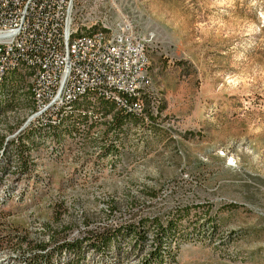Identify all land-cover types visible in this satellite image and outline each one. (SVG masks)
Here are the masks:
<instances>
[{
  "label": "rangeland",
  "instance_id": "1",
  "mask_svg": "<svg viewBox=\"0 0 264 264\" xmlns=\"http://www.w3.org/2000/svg\"><path fill=\"white\" fill-rule=\"evenodd\" d=\"M75 18L147 39L152 117L146 103L113 129L98 112L89 137L33 149L24 174L14 146L35 129L33 100L15 75L22 97L0 118V264L179 210L174 264H264V0H76Z\"/></svg>",
  "mask_w": 264,
  "mask_h": 264
},
{
  "label": "built area",
  "instance_id": "2",
  "mask_svg": "<svg viewBox=\"0 0 264 264\" xmlns=\"http://www.w3.org/2000/svg\"><path fill=\"white\" fill-rule=\"evenodd\" d=\"M75 5L76 0H0V79L4 65L18 61L37 64L34 76L43 104L27 125L54 118L62 99L86 94L97 83L151 87L148 41L127 24L105 32V48H97V39L78 43V54L65 56L66 38L76 30ZM107 97L138 114L145 107L144 95L141 101L112 94Z\"/></svg>",
  "mask_w": 264,
  "mask_h": 264
},
{
  "label": "trees",
  "instance_id": "3",
  "mask_svg": "<svg viewBox=\"0 0 264 264\" xmlns=\"http://www.w3.org/2000/svg\"><path fill=\"white\" fill-rule=\"evenodd\" d=\"M17 74L18 72L9 73L5 82L0 85V117L16 109L20 101L19 97H22V89L19 88L15 76ZM20 87L22 86L20 85ZM89 100L86 97L74 103L73 111L59 128L45 134H41L38 130H32L22 136L14 146L17 157L14 161L24 174L30 172V154L33 149L39 146L47 147V142L51 140L55 145L53 146L55 151L58 146L62 145L67 135L72 138L90 136V130L95 125L89 126V131L82 129V125H88L89 119L92 117L88 114L89 106L92 105ZM144 100L145 105L147 103L148 106L147 114L152 117L149 110L151 101L147 92L144 95ZM29 102L31 106L33 102L31 100ZM99 105L98 108L97 103L95 104L94 112L96 114L102 112L105 118L111 116L110 120L103 121V123L107 122L111 128L115 125L118 126V122L119 125H122L126 119L145 117L137 112L119 107L113 101L102 100ZM116 126L113 129H116ZM183 212V210H179L177 214L173 213L166 224L156 218H150L120 229L91 233L85 238L73 241L54 237L55 246L39 245L41 250H37L39 252L27 261L28 264H125L129 256H139L147 249L145 257H142L138 264H174L176 252L173 250V245L179 241L177 226L181 218L187 214L183 215ZM200 226L213 234L218 230L217 222L211 219L201 223ZM90 252L93 253V259L88 258Z\"/></svg>",
  "mask_w": 264,
  "mask_h": 264
},
{
  "label": "bare ground",
  "instance_id": "4",
  "mask_svg": "<svg viewBox=\"0 0 264 264\" xmlns=\"http://www.w3.org/2000/svg\"><path fill=\"white\" fill-rule=\"evenodd\" d=\"M109 25V24H108ZM111 26V25H110ZM88 31V32H87ZM111 31V27L92 25L76 24V30L73 34L66 38L65 56H72V54H78V43H92L97 39V48H105V32ZM84 32V33H83ZM37 64L33 61H18L14 64H7L3 66V74L1 75L0 85H2L8 74L11 72H18L22 74L29 81V91L33 100V107L31 109V120H34V116H37V112H40V104H43V96H40L38 90V78L36 75ZM147 84L135 83L133 89L131 85H121L118 82H111L110 84L97 83L96 88H89L87 93H78L73 98L62 99V104L57 105L55 108V117L49 119H40L34 122V128L32 130H38L41 134H45L49 131L59 128L70 113L73 111L74 103L81 101L84 98H89L91 106H89V113L92 118H97L98 114L95 111V104L98 100L112 101L107 97L108 94L117 98H123L126 101H141V95ZM138 92V93H134ZM116 102L119 107H123L118 101ZM131 111L130 108H124ZM144 113V107H140V114ZM101 115V114H100ZM2 118V116L0 117ZM98 119V118H97ZM33 128V127H32ZM6 173L4 167L0 168V183L1 178ZM1 187V186H0ZM4 196V195H3ZM7 194L5 195V197ZM1 203V202H0Z\"/></svg>",
  "mask_w": 264,
  "mask_h": 264
}]
</instances>
